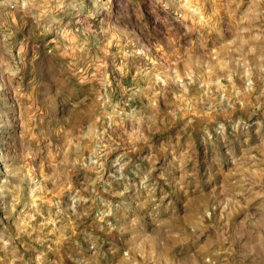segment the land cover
<instances>
[{
    "label": "rangeland",
    "instance_id": "obj_1",
    "mask_svg": "<svg viewBox=\"0 0 264 264\" xmlns=\"http://www.w3.org/2000/svg\"><path fill=\"white\" fill-rule=\"evenodd\" d=\"M0 264H264V0H0Z\"/></svg>",
    "mask_w": 264,
    "mask_h": 264
}]
</instances>
